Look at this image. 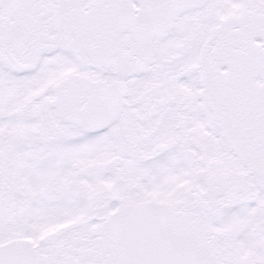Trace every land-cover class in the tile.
Wrapping results in <instances>:
<instances>
[{
	"label": "snow or ice",
	"instance_id": "1",
	"mask_svg": "<svg viewBox=\"0 0 264 264\" xmlns=\"http://www.w3.org/2000/svg\"><path fill=\"white\" fill-rule=\"evenodd\" d=\"M0 264H264V0H0Z\"/></svg>",
	"mask_w": 264,
	"mask_h": 264
}]
</instances>
